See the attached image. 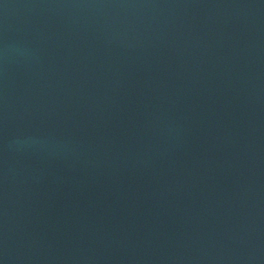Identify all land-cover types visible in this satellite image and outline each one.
<instances>
[{
  "label": "water",
  "instance_id": "1",
  "mask_svg": "<svg viewBox=\"0 0 264 264\" xmlns=\"http://www.w3.org/2000/svg\"><path fill=\"white\" fill-rule=\"evenodd\" d=\"M0 264H264V0H0Z\"/></svg>",
  "mask_w": 264,
  "mask_h": 264
}]
</instances>
